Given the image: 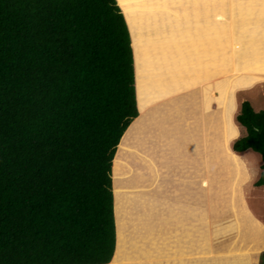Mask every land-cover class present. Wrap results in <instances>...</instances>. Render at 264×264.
Segmentation results:
<instances>
[{"label": "trees", "instance_id": "1", "mask_svg": "<svg viewBox=\"0 0 264 264\" xmlns=\"http://www.w3.org/2000/svg\"><path fill=\"white\" fill-rule=\"evenodd\" d=\"M132 51L117 0H0V264L113 260L111 170L139 115ZM236 121L232 149L260 155L262 186L264 107L245 100Z\"/></svg>", "mask_w": 264, "mask_h": 264}, {"label": "rangeland", "instance_id": "2", "mask_svg": "<svg viewBox=\"0 0 264 264\" xmlns=\"http://www.w3.org/2000/svg\"><path fill=\"white\" fill-rule=\"evenodd\" d=\"M117 1L132 37L138 109L151 104L129 125L113 160L116 259L158 255L164 253L169 243H172L174 250L171 252L187 249L182 244L184 233L180 234V239L163 236L155 244V217L151 213L164 206L159 202L161 195L158 185H166L164 179L169 181L167 177L171 176L172 180L177 174L168 175L176 171L175 163L193 167L195 175L197 172L201 175L205 170L209 174L207 180L199 177L192 181L194 189L202 193L200 204L205 206L204 210L214 206L207 218L213 227L207 223L208 227H196L197 231L204 233L198 239L200 243L205 245L207 237L210 239L216 227L219 238L213 242L215 246L208 247L210 251L221 248L225 251L242 249V252H247L249 248L264 251V185H255L260 172V155L250 149L241 153L250 169L238 164L232 156L233 142L244 134L242 126L236 121L241 103L249 100L257 110L264 107V56L256 57V61L251 55L248 37L245 35L243 39H237L243 30H240V12L251 15V10H254L252 0H196L201 5L200 12L205 20L221 21L227 13L233 36L236 37L216 40L212 44L210 59L213 64L210 68H207V56L203 51L194 50L199 46V41H190L185 35L182 40L176 38L179 34L176 30L193 24L194 13L188 6L190 0ZM161 3H166L169 11L175 9L173 11L179 15L181 27L160 31L158 21L164 15H155L154 11L156 8L160 10L158 5ZM149 10L153 12L149 14ZM218 31L222 33L218 37L222 38L224 33L219 28ZM195 32L193 29L191 34ZM200 44L202 49L204 44ZM254 64H257L256 67ZM208 76L215 78L214 81L182 91ZM183 146L191 151L184 152ZM226 157L228 163L225 166L222 162ZM157 159H165L164 164L169 168L167 176H155ZM229 162H232L231 165ZM137 170L139 174H136ZM141 174L145 176L144 179H141ZM233 190L243 193L245 198H235L228 204L229 194L226 192ZM221 192L225 194L220 195ZM213 193L218 196L215 197ZM152 195H155L154 199ZM145 198L154 202L149 203ZM236 204L239 207L237 218H234ZM137 205L141 206L138 212L135 211ZM202 210L198 211L202 213ZM224 216L226 220L223 221ZM201 218L206 217L199 214L195 220ZM233 219L235 221L231 227L229 223ZM261 252L249 253L251 264H259ZM248 257L246 253L225 254L221 264H245L246 260L249 264Z\"/></svg>", "mask_w": 264, "mask_h": 264}, {"label": "crops", "instance_id": "3", "mask_svg": "<svg viewBox=\"0 0 264 264\" xmlns=\"http://www.w3.org/2000/svg\"><path fill=\"white\" fill-rule=\"evenodd\" d=\"M252 2L254 4L252 5L254 6L253 8L254 10H251L253 11L251 12V15L249 16L243 15L242 10H241L242 12H240L242 16L240 18V21H241L240 30L242 29L243 30H242L241 37H238L237 39H243L246 35V37H248L249 41L251 42L250 44L251 55H253V57L255 58L256 57L258 58V56H264V0H254V1L252 0ZM158 6L160 7V10L159 8H156V10L154 11L155 15H159V16L164 15L163 19L162 20L160 19V21H158L159 29L161 32L164 30L172 31L178 27H181L180 21H179V15L177 12L174 13L173 11L175 9H172L169 11L166 3H161ZM188 6L191 9L192 13H194L193 18H192L193 24L191 26L184 27L183 29L176 30V32H179L176 38L182 40L183 35H185L186 38L189 39L190 41L191 40L199 41V46L197 48L195 47L194 50L196 51L197 49H200L203 51V54L207 56V68H210V65L213 64L212 59H210V52H211L212 44L215 43L216 40L221 41V40H227V39H236V37L233 36L234 35V32L232 30L233 27L230 24V20H228L227 18L229 17V15L225 13L221 21H218V20L213 21V19L205 20L204 17L201 15L202 12H200L202 10L200 8L201 5L196 0L188 1ZM195 7H197V11L196 10L194 11ZM147 12L150 14L153 11L149 10ZM167 25L170 28H168ZM218 28L221 29V31L224 33V36L222 38L218 37L219 35L222 34L220 31H218ZM193 29L196 32L191 34V32H193ZM148 34H150L149 31H148ZM147 37L148 35L145 36V38ZM171 40L175 41L173 39ZM200 43L204 44V47L202 49L200 47L201 46ZM177 45L178 47L180 46L179 43H177ZM257 58L255 59L256 61H257ZM255 60L253 61L254 63H255ZM213 62L215 63V59H213ZM257 64H254V66L256 67L257 65L259 67V63ZM256 75H259V74H256ZM135 76H136V68H135ZM214 79L215 78H213L212 76L205 77V79L199 80L198 82L194 83V85H192L191 87H188L182 91H186V90L189 91L202 84L211 83L214 81ZM150 104L151 103H149V105ZM148 106H145L140 110L138 109L139 114H142V112ZM182 148L184 149V152L191 151V150H187L185 146H183ZM173 154H175V156L177 157L176 153H173ZM232 154H233L232 156L234 157V159L236 160L238 164L241 163L243 167L246 166V169L247 168L250 169V167L248 166V162L245 160V158L242 157L241 153L235 152L233 150ZM207 155L210 156V153H208ZM227 155H229V153ZM211 156H213V158L215 159L218 158L215 155H211ZM227 157L224 158V161L222 162V164H224L225 166H226V163H228V160H226ZM158 160L159 159H157L155 163V168H156V171L154 172L155 176L157 178L160 176H163L164 174L165 176H167L169 172V168L168 166L164 164L165 159H160L159 161ZM229 163L231 165L232 162H229ZM175 164L177 165V166L175 165L176 171L168 174V175H171V174L177 173L173 176V179L171 180V176H168L167 178L169 179V181L167 179H164V183L166 185L164 186L158 185L160 186L159 190H160V195H161L159 197V202H162L164 206L158 211L155 210L154 212L151 213L155 217V228H156V232L154 234L155 244L157 245V241L159 239H162L163 236H165L166 238H171V239L173 238L180 239L181 238L180 234L184 233L185 237H183L184 240L182 241V244L185 245L184 247L187 246L186 247L187 249H183L182 251H178V252H171L174 250L172 249V246H171L172 243H169L167 246H165L164 253L161 252V253H157L158 255H151V256L149 255L144 258L116 259V256L113 253L114 257L112 256L113 257L112 262H115V264H206V263L221 264L222 263L221 260L223 258V255L225 254L246 253L249 256L248 257L249 264H251V258H250L249 253L261 252L259 248H253V249L249 248L247 252H242L243 251L242 249L241 250L231 249V250L225 251L224 248L212 249L210 251L208 247H210V245L215 246V243L213 242L217 238H219L216 227L213 228V232L210 236V239H208L207 237V243L205 245L198 241V239L201 237V235H204V233L203 232L201 233V231H197L196 227H208L207 224L213 227L211 220L207 218L210 217L211 215L210 212L214 206H210V208L208 206L207 210H204L205 206H203V204L201 206L200 204L201 202L200 198L202 196V193H200L199 190L194 189L195 184L192 183V181L194 182V180H198L199 177H202V179L207 180L209 174L205 170L203 171V174L200 175L198 174L200 172H197V175H195L196 171L193 169V167H190L189 165L182 166L177 163ZM116 168H118V166H116ZM139 173L140 171L137 170L136 174H139ZM140 176L142 177L141 179L145 178V176L143 177L142 174ZM213 194L215 195V197L218 196L217 193H213ZM224 194H225L224 192L220 193V195H224ZM226 194H229V199H227L228 204H230L231 201L235 198H238V199L245 198L243 193L237 192L234 190L226 192ZM143 197H141L140 200H142ZM153 197H155V195L151 196V198ZM153 199L146 200L145 198V200L149 203H153L154 202ZM193 200H195V202H193ZM156 201H158V199ZM139 202H140V205H142L141 201ZM140 205H137L135 207L136 212H138L139 209L141 208ZM196 205L197 207H195ZM114 206H115V199H114ZM238 207H239V204H236L234 206V209H233L234 218H237L236 216L238 213ZM200 209H203L202 213L199 212ZM227 209H229L228 206H227ZM114 211L116 215V210L114 209ZM196 212L198 213L197 215L201 214L203 215V217L205 216L206 218L195 220L197 216ZM224 214H227V212H225ZM224 220H226V216H224L223 221ZM234 221L235 219H233V221L232 220L230 221L229 224L231 225V227L233 226ZM185 228H187V230H184ZM212 239L213 241L211 242ZM163 241H166V239H163ZM196 243L198 245H196ZM115 246H116V242H115ZM114 252H115V248H114ZM110 261L108 263H103V264H109Z\"/></svg>", "mask_w": 264, "mask_h": 264}, {"label": "bare ground", "instance_id": "4", "mask_svg": "<svg viewBox=\"0 0 264 264\" xmlns=\"http://www.w3.org/2000/svg\"><path fill=\"white\" fill-rule=\"evenodd\" d=\"M261 74H262V73H261ZM109 264H115V262H112V261H111Z\"/></svg>", "mask_w": 264, "mask_h": 264}, {"label": "clouds", "instance_id": "5", "mask_svg": "<svg viewBox=\"0 0 264 264\" xmlns=\"http://www.w3.org/2000/svg\"><path fill=\"white\" fill-rule=\"evenodd\" d=\"M137 106V105H136ZM128 127V126H127ZM126 130V129H125ZM124 133V132H123ZM121 138V137H120ZM120 140V139H119ZM118 143H119V141H118ZM114 157V156H113ZM111 172H112V170H111ZM114 200V199H113Z\"/></svg>", "mask_w": 264, "mask_h": 264}, {"label": "water", "instance_id": "6", "mask_svg": "<svg viewBox=\"0 0 264 264\" xmlns=\"http://www.w3.org/2000/svg\"><path fill=\"white\" fill-rule=\"evenodd\" d=\"M137 105V104H136ZM123 135V134H122ZM121 139V138H120ZM120 141V140H119Z\"/></svg>", "mask_w": 264, "mask_h": 264}]
</instances>
